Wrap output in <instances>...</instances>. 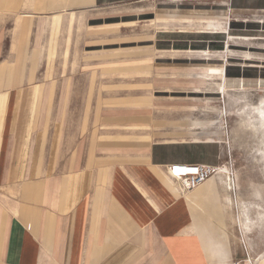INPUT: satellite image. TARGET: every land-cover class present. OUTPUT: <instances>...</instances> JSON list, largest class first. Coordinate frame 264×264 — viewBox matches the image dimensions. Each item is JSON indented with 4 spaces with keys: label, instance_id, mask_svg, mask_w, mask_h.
Returning a JSON list of instances; mask_svg holds the SVG:
<instances>
[{
    "label": "crops",
    "instance_id": "obj_1",
    "mask_svg": "<svg viewBox=\"0 0 264 264\" xmlns=\"http://www.w3.org/2000/svg\"><path fill=\"white\" fill-rule=\"evenodd\" d=\"M224 1L264 15V0ZM142 2L0 0V264H253L227 225L230 245L209 241H225L227 180L186 191L168 171L200 162L180 155V63L131 32L124 9Z\"/></svg>",
    "mask_w": 264,
    "mask_h": 264
},
{
    "label": "rangeland",
    "instance_id": "obj_2",
    "mask_svg": "<svg viewBox=\"0 0 264 264\" xmlns=\"http://www.w3.org/2000/svg\"><path fill=\"white\" fill-rule=\"evenodd\" d=\"M140 5L124 9L127 19L134 20L131 32L143 34L144 46L157 60L180 63L170 74L185 86L176 95L182 120L188 122L181 129L190 131L179 140L190 142V148L180 155L223 166L229 176L227 224L216 205L213 218L217 223L212 222L222 230L225 241L207 240L212 241L214 251L230 245L224 231L227 225L231 243L241 250L239 258L256 264L264 253V218L259 215L261 205L264 215V116L259 113L264 105V15L225 13L224 0H144ZM220 13L228 15L221 29H207L200 23L201 17L214 19ZM162 47L166 50L156 51ZM196 64H224L228 90L217 89L219 80L198 82L197 74L203 69L192 66ZM42 73L38 72L39 77ZM239 81L244 85L236 86ZM216 178H210L209 185L202 184L204 191L216 192ZM197 207L193 203L194 210ZM245 214L253 223L248 230L239 222Z\"/></svg>",
    "mask_w": 264,
    "mask_h": 264
},
{
    "label": "built area",
    "instance_id": "obj_3",
    "mask_svg": "<svg viewBox=\"0 0 264 264\" xmlns=\"http://www.w3.org/2000/svg\"><path fill=\"white\" fill-rule=\"evenodd\" d=\"M156 1H176L179 3H201L212 0H156ZM169 173L178 181L183 190H194L216 174L222 173L220 165L205 163H177L168 166ZM241 260L232 264H241Z\"/></svg>",
    "mask_w": 264,
    "mask_h": 264
},
{
    "label": "bare ground",
    "instance_id": "obj_4",
    "mask_svg": "<svg viewBox=\"0 0 264 264\" xmlns=\"http://www.w3.org/2000/svg\"><path fill=\"white\" fill-rule=\"evenodd\" d=\"M242 17V16H241ZM260 21V20H259ZM220 24H210V25H208V26H206L205 28H207V29H218V28H222L221 26H219ZM211 32V31H210ZM232 38H234V37H232V36H230V39H232ZM195 67V66H194ZM202 67V66H201ZM223 76H224V72H223V69H221V70H219V68L217 69V68H210V69H208V70H206L204 73H202V74H199L198 76H197V78L196 79H198V82H201V83H203V82H207V80H219L220 82L218 83L219 84V86H218V88L222 91V92H226L227 90H228V85L230 84V83H228V81L227 82H223L222 81V78H223ZM209 83V82H208ZM260 111H259V113L260 114H262L263 116H264V105H263V107L261 108V109H259ZM223 111V110H222ZM221 169H222V173H220V174H216L217 175V178H220V179H222V180H225L226 181V177L228 176L227 174H226V169L223 167V166H221ZM215 176V175H214ZM213 177V176H212ZM211 177V178H212ZM229 177V176H228ZM172 178V177H171ZM230 180H231V178H230ZM228 182V181H227ZM229 184H232V183H229ZM180 187V186H179ZM177 189V188H176ZM182 190V189H181ZM174 191V190H173ZM176 191V190H175ZM178 192V191H177ZM186 194V193H185ZM228 199H230V198H228ZM194 203V202H193ZM262 206V205H261ZM261 206L259 207L260 209V211H259V215H261V217H263L264 218V215H263V211L261 210ZM243 210V209H242ZM252 210V209H251ZM255 211V210H254ZM248 212V211H247ZM254 213H256V212H254ZM255 216V215H254ZM255 220V219H254ZM238 221V220H237ZM239 222L243 225V227L246 229V230H248V229H250V226H252L253 227V223H252V219L247 215V214H245V216H244V218L243 219H240L239 220ZM259 225V224H258ZM258 227V226H257ZM256 228V227H255ZM244 229V230H245ZM251 230H253V229H251ZM246 233V232H245ZM256 264H264V253H263V255L259 258V260H257V263Z\"/></svg>",
    "mask_w": 264,
    "mask_h": 264
}]
</instances>
